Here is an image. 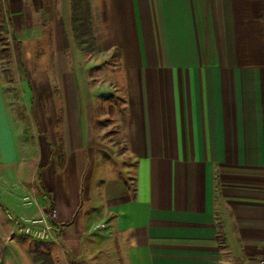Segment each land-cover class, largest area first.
Returning a JSON list of instances; mask_svg holds the SVG:
<instances>
[{
  "label": "crops",
  "instance_id": "obj_1",
  "mask_svg": "<svg viewBox=\"0 0 264 264\" xmlns=\"http://www.w3.org/2000/svg\"><path fill=\"white\" fill-rule=\"evenodd\" d=\"M4 5L42 136L25 153L0 79V177L33 197L2 211L0 193V214L55 207L57 264H258L264 0H90L95 64L70 0ZM3 227L0 240L19 232Z\"/></svg>",
  "mask_w": 264,
  "mask_h": 264
},
{
  "label": "rangeland",
  "instance_id": "obj_2",
  "mask_svg": "<svg viewBox=\"0 0 264 264\" xmlns=\"http://www.w3.org/2000/svg\"><path fill=\"white\" fill-rule=\"evenodd\" d=\"M14 47V34L10 26V19L8 16H6V29L0 30V79L3 85L6 100L8 102L9 112L13 117L15 124L18 126L17 130L15 129V127L13 129L14 136L19 140L24 139L27 141L24 144L23 149L25 153L33 157L34 154L36 155V150L39 148L36 147L35 143L37 141L35 140L38 138L41 139L42 132L38 129L36 125V119L32 113L33 102L30 92V79L29 77L25 76L24 71L23 69H21L19 63L18 66H15V63L17 62V60L19 62L20 58L14 51ZM80 51L85 58H87L89 61H93L92 64H95L100 60L98 59V56H96L95 50ZM95 84L96 87L100 85V83ZM99 123H102L100 124V133L103 132L109 140L113 141L117 145L116 149L120 151L122 146L120 144V141L118 140L116 131L112 130L113 125H110V122H108L106 118H101ZM33 141H35V143L31 145L30 143H32ZM61 148L62 146H54L52 149L58 159L62 157H60ZM103 156L104 154H100L97 156V158H103ZM113 162L114 167H119L118 165L121 163V158H116ZM116 174L118 175L119 179L124 176L123 172H121L120 170H117ZM0 191L1 198L5 201H10V203L6 202L1 206L2 211L7 208L12 211L14 210L13 212H15V208H10L13 204L18 206L22 203V205L25 206L33 202L32 195L26 191H19L14 186L13 181L9 177H0ZM17 212L21 215L15 217H30V215H27V213H25L22 209ZM5 213H7V211ZM0 215V223L4 224L5 227H3V229L5 233L7 232L8 234H10L14 226H16V222L14 221V219L5 217L3 214ZM11 239H13L14 242H11ZM11 239L9 237H1L0 244H2V246L0 245V249H9L12 254L11 257L7 256V259H5L3 263L35 264V251H43L51 255L53 264H57L51 252H49V250H52L53 248L52 246L47 245L46 242L48 241H40L33 238H27L20 232H17V235L12 236ZM55 250H62V247L60 248L59 246H56ZM48 263L50 264V261Z\"/></svg>",
  "mask_w": 264,
  "mask_h": 264
},
{
  "label": "trees",
  "instance_id": "obj_3",
  "mask_svg": "<svg viewBox=\"0 0 264 264\" xmlns=\"http://www.w3.org/2000/svg\"><path fill=\"white\" fill-rule=\"evenodd\" d=\"M71 25L73 36L80 50L91 51L95 49V39L91 23L90 0H70ZM264 18V14H262ZM6 29V11L4 0H0V30ZM35 264H50L52 258L49 253L35 251ZM53 264V263H52Z\"/></svg>",
  "mask_w": 264,
  "mask_h": 264
},
{
  "label": "built area",
  "instance_id": "obj_4",
  "mask_svg": "<svg viewBox=\"0 0 264 264\" xmlns=\"http://www.w3.org/2000/svg\"><path fill=\"white\" fill-rule=\"evenodd\" d=\"M7 216L14 219L17 224L18 231L27 238L48 242L58 238V227L55 221L56 209L53 206H49L46 211L35 216L15 217L10 212H7ZM103 226L104 223H96L93 225V229H100ZM258 264H264V256L259 258Z\"/></svg>",
  "mask_w": 264,
  "mask_h": 264
}]
</instances>
